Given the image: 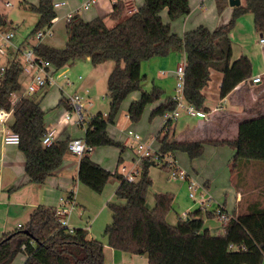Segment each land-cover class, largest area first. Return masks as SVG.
Listing matches in <instances>:
<instances>
[{"label": "trees", "instance_id": "16d2710c", "mask_svg": "<svg viewBox=\"0 0 264 264\" xmlns=\"http://www.w3.org/2000/svg\"><path fill=\"white\" fill-rule=\"evenodd\" d=\"M54 0H36L26 10L38 15L31 36L46 27L56 14ZM227 2L216 1L220 15ZM126 3L115 0L106 26L96 17L83 21L77 14L66 24L63 48L40 43L33 46L34 54L48 61L55 69H62L78 60L88 59L92 67L112 62L106 80L108 112L92 115L86 124L84 141L91 149L114 147L123 150L121 143L111 139L107 128L113 126L122 102L132 93L139 98L132 101L126 112L128 120L136 124L149 106L160 100L162 90L153 86L144 89L145 75L141 64L153 58L182 52L185 59L183 98L197 110L206 111L203 89L211 72L221 74L219 97L225 98L236 86L252 75V64L241 55L232 60L230 33L236 19L250 14L255 32L264 38V0H244L243 6L233 7L229 20L214 30L205 27L178 36L170 31L169 23L160 17L166 11L169 22L190 13L189 0H142V4L125 12ZM0 25L7 22L0 16ZM28 45H31L28 43ZM5 72L0 76V110H12L10 131L19 136L18 150L25 158L24 172L31 184H42L70 154L69 141L54 142L44 147L45 113L40 101L12 95L21 90L19 57L7 59ZM63 104L59 101L58 107ZM176 103L166 99L153 108L149 119L161 117L175 109ZM167 123L155 137L156 148L162 154L184 153L190 160L199 158L205 143L227 147L235 152L232 168L246 166L252 161L264 162V115L243 120L238 124L234 139L221 141H176L168 136ZM235 163H238L237 165ZM156 167L151 159H143L133 182L123 180L120 173L106 171L90 158L89 152L79 157L77 181L94 193H100L111 178L118 181L114 201L107 204L111 222L104 229L109 248L116 252L143 256L147 264H262L264 260V208L257 207L245 214L231 216L223 226L222 237L212 236L203 227L202 210L197 209L174 224L168 222L174 196L171 193L154 195L153 208L146 206V195L151 187L148 169ZM166 173L168 165L159 168ZM234 169H232V172ZM236 178L240 173L237 170ZM236 189H239L237 187ZM209 216V215H207ZM243 247V248H242ZM22 254L23 264H103V245L88 238L85 229L62 227L55 209L39 206L30 214L28 222L13 232L0 236V264H10Z\"/></svg>", "mask_w": 264, "mask_h": 264}, {"label": "crops", "instance_id": "0c3cea01", "mask_svg": "<svg viewBox=\"0 0 264 264\" xmlns=\"http://www.w3.org/2000/svg\"><path fill=\"white\" fill-rule=\"evenodd\" d=\"M85 0H54L53 2H64L65 5L56 12L58 21L53 25L54 36L44 39L42 43L55 48H63L65 41L57 40V37L64 33L66 39V23L64 16L68 13L77 14L83 21H90L96 17L102 18L108 26L107 21L110 22L111 27L113 22L108 19L112 10V4L115 0H97L90 13L86 14L85 11L79 10L81 4ZM131 5L132 10L142 4V0H122ZM217 0H189L190 13L187 16L181 17L178 20L169 22L166 17V11H162L160 17L164 23H169L170 31L178 36H183L185 33L193 31L198 27H205L208 30H214L218 26L225 24L233 11L228 4L225 6L223 3V10L220 15L217 13ZM227 2L229 0H220ZM240 5L243 6L244 0H240ZM2 16V15H0ZM63 28V29H62ZM63 43V45H62ZM16 46L26 48L28 40L24 38L22 41L14 40ZM182 52H171L168 56L153 58L141 64V72L145 75L144 89L150 91L153 86L162 90L160 100L147 107L148 114L153 108L163 103L166 99H171L174 94L175 77L174 71L176 66L181 61H184ZM8 58H5V65ZM87 62L88 59H86ZM90 64V63H89ZM105 64V63H104ZM104 64L92 67V74L88 81L74 85L73 91L83 92L81 96L90 101V92H94L95 80L97 71L102 68ZM112 69V68H111ZM109 68L108 74L105 76V92L106 80L111 71ZM261 68L252 69L251 77L240 83L236 88L228 94L225 98L219 97V86L222 79L221 74L216 72L211 73L210 81L203 89L202 94L205 102L204 106L206 117L203 119L191 117L186 115L180 122V116L172 121L168 127V136L176 141H221L234 139L237 135L238 124L247 119L255 118L264 115V70ZM261 76V84L252 85L250 79ZM79 77V76H78ZM71 80V77H69ZM28 76L20 75L18 82L26 84ZM78 80L77 78L75 79ZM72 82V80H71ZM74 82H72L73 85ZM50 89H54L55 98L53 100L47 99L46 108L42 106L41 102L48 95ZM91 95V94H90ZM132 101L139 98V93L134 92L129 95ZM40 101L42 111L45 113V126L55 127L56 136L54 142H62L65 139H71L82 136V131L72 125H64L57 123L61 116V107H58L60 101V94L55 88H48L41 96L37 98ZM130 102V103H131ZM211 104L210 106L207 104ZM55 104V105H54ZM224 104V105H223ZM224 107H223V106ZM109 106V102H108ZM129 106V105H128ZM128 108V107H127ZM47 109V110H46ZM109 109V108H108ZM107 111L103 112L106 114ZM216 109V110H215ZM215 110V111H214ZM100 111H93L94 115ZM127 112V111H126ZM102 113V112H101ZM223 114V115H219ZM229 116V119H225ZM128 119V117L126 116ZM155 118L149 121L153 123ZM11 120L5 127L0 126V236L13 232L14 230L23 227L29 219L33 210L39 206L56 209L59 206V198L73 199L74 208L67 217V227L70 229H85L89 239L96 240L103 245V264H147V259L143 256L129 255L123 252H116L109 248L107 245L106 236L103 232L106 226L111 222V212L107 208V204L113 202L114 191L118 186V181L114 178L108 180L106 184H112L113 196L102 200L97 206L92 201L90 203L89 191L84 189L82 184L77 181V170L79 158L67 154L60 165V167L49 177L45 179L42 184H31L24 172L25 158L15 145H4L2 143V135L4 131H10L9 125ZM163 126L162 119L159 117L155 124L150 127L135 125V131L141 134L142 138L146 141L153 142L156 147L155 137ZM86 125L84 126V128ZM116 122L113 126L107 128V133L111 139L121 143L123 150L119 151L116 158H113L112 151L95 150L92 149L90 158L93 162L100 167L111 173H120V167L123 166L124 155L131 163L130 170L135 168L136 157L134 154L135 143L132 139L127 137L125 133H120L122 139L116 137ZM149 130H148V129ZM222 150H227L222 149ZM228 154L234 157L235 152L228 148ZM184 153L176 152L173 155L174 160L179 168L185 170L190 177L195 179L199 185L198 188V201L190 200L186 189V184L183 181L170 179L167 173L158 167H150L148 169V176L151 179V191L148 190L146 195V206L151 209L154 205V195L157 193H171L174 196L172 211L168 214L167 220L171 224L176 222V219L185 218L188 213L197 209L202 210L203 227L207 229L208 233L212 236L222 237L224 230L222 225L214 217L212 211L217 206H221L229 216H237L240 213L245 214L257 207L264 208V185H256L251 188L242 190L236 189L235 192H227V188L220 186H213L206 178L207 176L202 173L200 168V157L190 160ZM180 161V162H179ZM137 167V166H136ZM126 169V168H125ZM154 170V171H153ZM231 193V194H230ZM109 200V201H108ZM108 201L105 206L104 202ZM203 204V206H201ZM107 208L108 213L105 214ZM209 215V216H207ZM20 226V227H18ZM25 257L18 254L10 264H23ZM264 264V260L262 261Z\"/></svg>", "mask_w": 264, "mask_h": 264}, {"label": "built area", "instance_id": "2783aa9c", "mask_svg": "<svg viewBox=\"0 0 264 264\" xmlns=\"http://www.w3.org/2000/svg\"><path fill=\"white\" fill-rule=\"evenodd\" d=\"M97 0H85L79 10L87 11L89 10ZM65 5L64 2H53V11H59ZM5 7H11L9 2L4 4ZM73 13H68L64 16V21L66 24L71 22ZM58 21L57 14L50 20V23L45 27V30H38L32 37L31 45H28L26 48L16 46L14 44V32L12 29L3 27L0 25V56L4 58H10L18 56L21 65V74L28 76L27 83L25 87L19 91L17 99L21 98H33L37 100L48 88H55L60 94V100L63 104L61 105V116L58 119L57 123L64 125H72L76 128H81L83 130L82 136L72 138L68 145L67 149L70 154L80 157L84 152L91 153L92 149L87 147L84 141L85 128L84 126L90 121L92 115L88 113L87 107H89L90 101L84 98L81 95L74 94L72 96L67 95L61 87H57L56 80L63 78L66 86L72 85V82L67 76L66 66L62 69H55L48 61L37 57L34 54L33 46L42 43L44 39H48L54 36L53 25ZM258 45L262 48L264 54V38L258 35ZM35 41V42H34ZM5 66L0 67V76L5 72ZM184 68L185 60L178 63L174 71L175 84H174V94L172 100L176 103V107L171 112H166L161 116L162 123L164 127L167 123L175 121L180 113H185L188 116L196 117L203 119L206 117V114L202 110H197L194 106L189 105L185 102L183 98V88H184ZM212 73V72H211ZM78 80L82 78L77 77ZM252 85L261 84V76H257L250 79ZM83 101L87 105L84 107ZM216 110V109H215ZM214 110V111H215ZM12 118V110H0V126L5 127L6 124ZM127 137L133 140L135 143L134 154L136 159L135 168L126 172L125 167L120 168V174L123 177V180L127 182H133L135 176L138 174L139 165L143 159H151L156 167L160 168L161 165H168L169 171L167 175L170 179L183 181L186 184V189L188 193V198L190 200L198 201V188L199 185L195 179L189 176V174L178 167L176 161L173 158L172 154H162L154 147L153 142L146 141L136 132L128 130L126 132ZM56 136L55 127H45V132L41 138V145L47 147L54 143ZM2 143L4 145H15L19 143V136L12 131H4L2 135ZM137 166V167H136ZM1 163H0V173H1ZM199 202V201H198ZM200 205V202H199ZM73 199L60 197L59 206L55 209V215L58 219L59 224L62 227H67V217L74 208ZM203 206V204L201 205ZM214 217L222 225L226 224L229 216L221 206H217L212 211ZM20 227V226H18ZM69 230H72L68 228ZM243 248V247H242Z\"/></svg>", "mask_w": 264, "mask_h": 264}, {"label": "rangeland", "instance_id": "374dc122", "mask_svg": "<svg viewBox=\"0 0 264 264\" xmlns=\"http://www.w3.org/2000/svg\"><path fill=\"white\" fill-rule=\"evenodd\" d=\"M61 1V0H57ZM6 2H9L11 4V7H5L4 4ZM37 2L36 0H0V15L3 16L5 21L7 22V28L12 29L14 32V40L22 41L24 38L28 40V43L30 44V41L32 43V36L31 32L34 29L38 15L36 13L30 12L26 10V7L28 4L35 5ZM126 3V2H124ZM93 9V6L85 11L86 14L90 13ZM132 10V7L130 4L126 3L125 6V12H129ZM165 11V10H164ZM108 26H110V22L107 21ZM63 29V28H62ZM41 31L45 30V26L40 29ZM258 34L255 32L253 28L252 23V16L250 14H242L240 15L234 24V27L230 33V40H231V46H232V60L237 59L241 55H245L248 57L252 64V69L261 68L264 70V54L262 51V48L258 45ZM64 40L66 41L64 37V33L60 34L57 37V40ZM62 40V42H63ZM35 42V41H34ZM63 45V43H62ZM5 65V58L3 56H0V67ZM113 67L112 62H106L100 70L97 71V77L95 80V86H94V92H90L89 97L92 100V106L87 107L85 102L83 101L84 107H87L88 113L92 114L93 111H100L105 112L108 109V98L106 96L105 92V76L108 74L109 68L111 69ZM68 72L67 76L71 77V80L73 85L66 86L64 79L60 78L56 80L57 87H61L63 91L67 95H74L78 94L81 95L83 92L76 91L74 93L73 87L80 83H84L89 80L91 74H92V66L84 60H78L75 61L72 64H68L66 66ZM261 70V71H262ZM80 76L82 78L81 81H76L75 79ZM75 85V86H74ZM25 85L22 84V88H24ZM55 91L54 89H50L48 92V95L43 99L41 102L42 106L46 108V103L48 102L47 99L51 97L50 100H53L54 103V96ZM264 94V93H263ZM19 92L12 95V101H16L18 98ZM131 102V98L128 96L121 104L119 113L116 117V137L117 139L121 140L122 136L119 135L120 133H125L127 130H135V125L139 126H145L150 127L155 124V121L159 119V117H155V120L152 124L149 123V112L147 111V108L143 112L141 119L136 123L132 124L129 122V120L126 118V111L127 107ZM208 104V102H207ZM211 104H208L210 106H213ZM55 105V104H54ZM224 105V104H223ZM222 105V106H223ZM224 107V106H223ZM47 110V109H46ZM181 117L178 119L179 122L186 117L185 114L180 113ZM223 115V114H219ZM225 119H229V116ZM80 131H82L81 128H78ZM148 129V128H147ZM149 130V129H148ZM135 132V131H133ZM141 135V134H139ZM106 149L107 151H112L113 158H116L119 154V151L115 149L114 147H98L95 150H103ZM226 147H214L207 143L203 145V151L200 156V168L202 169V173L205 174L207 179L211 182L213 186H220L225 187L227 189V192H235L236 188L239 187L242 190L249 189L256 185H264V162L263 161H252L249 164H245L246 166L241 167L240 164L237 166V168H232L233 164V157L228 154V148ZM185 155V154H180ZM124 157V163L123 166L126 168V172L130 170L131 163L126 159V153L123 156ZM187 157V156H186ZM180 162V161H179ZM236 165L238 163H235ZM121 168V167H120ZM119 168V169H120ZM232 169L234 171L232 172ZM237 170H240V173L238 174V177L236 178ZM154 171V170H153ZM115 183V182H114ZM105 184L102 191L100 193H94L86 186L84 189L89 191V196L91 199H89L90 203L92 204V201L97 204V206L102 202V200H106L107 198L113 196L112 191V184ZM151 191V189H149ZM230 193V194H231ZM109 201V200H108ZM105 201L103 206L108 202ZM114 201V199H113ZM93 205V204H92ZM108 210L105 209V214L107 215Z\"/></svg>", "mask_w": 264, "mask_h": 264}, {"label": "water", "instance_id": "95a60500", "mask_svg": "<svg viewBox=\"0 0 264 264\" xmlns=\"http://www.w3.org/2000/svg\"><path fill=\"white\" fill-rule=\"evenodd\" d=\"M240 0H229L228 4L231 8L238 7L240 5Z\"/></svg>", "mask_w": 264, "mask_h": 264}]
</instances>
